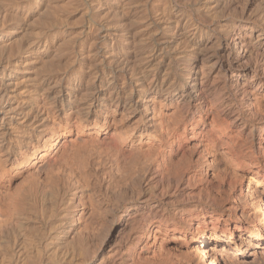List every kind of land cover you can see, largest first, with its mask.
I'll return each mask as SVG.
<instances>
[{
  "label": "rangeland",
  "instance_id": "rangeland-1",
  "mask_svg": "<svg viewBox=\"0 0 264 264\" xmlns=\"http://www.w3.org/2000/svg\"><path fill=\"white\" fill-rule=\"evenodd\" d=\"M0 90V264H163L149 209L168 219L164 264L264 259V106L245 102L264 105V0H0ZM178 134L184 186L140 185L118 158ZM202 188L219 198L193 210Z\"/></svg>",
  "mask_w": 264,
  "mask_h": 264
},
{
  "label": "bare ground",
  "instance_id": "bare-ground-1",
  "mask_svg": "<svg viewBox=\"0 0 264 264\" xmlns=\"http://www.w3.org/2000/svg\"><path fill=\"white\" fill-rule=\"evenodd\" d=\"M31 4H32V2H31ZM161 4V3H160ZM163 5H164V2H163ZM169 6V5H168ZM160 10V9H159ZM163 10V9H162ZM164 13V12H163ZM162 13V14H163ZM197 28V27H196ZM236 33V32H235ZM242 42H244L243 43V46L245 45L246 46V43H245V41H244V39L242 40ZM242 42H240L241 44H242ZM238 43V42H237ZM246 48V47H245ZM245 50H247V49H245ZM248 51V50H247ZM256 55H258L259 56V54L257 53ZM262 55V54H261ZM191 60V59H190ZM189 65V66H188ZM194 65H196L195 64V61H191L189 64H187V70H186V73H185V76H186V74H187V76H186V78L188 77V81H191V83H192V86H191V92H193V94L191 93V96H192V98H193V100L195 99L196 101H198V103H199V106H200V111H203L204 110V107H206L207 108V105L209 104V103H211L212 101H213V99H212V97L206 92V90H205V86L206 85H204L203 84V82H199L198 81V78H197V70L198 69H196L197 67H194ZM185 69H186V67H185ZM184 71V70H183ZM154 77V76H153ZM154 79V78H153ZM137 84V83H136ZM158 84V83H157ZM138 85V84H137ZM145 84H143L142 82L139 84V86H142V89L144 88L143 86H144ZM161 85V84H160ZM184 85V84H183ZM146 86V85H145ZM150 86H153V84L151 85L150 84ZM155 86V85H154ZM159 87V86H158ZM258 87V86H257ZM115 88V87H114ZM154 88V87H153ZM157 89V88H156ZM114 91V90H113ZM122 91V90H121ZM133 91H134V89H133ZM243 93L246 95V94H248V91H247V88L245 87V88H243ZM116 92H118V94H122V92H119V89H117V91ZM133 93V92H132ZM8 93L6 92V91H4L3 92V90L1 91L0 90V112H1V108H3L4 107V105H5V102H9L10 101V99H8V100H6V95H7ZM121 94H120V96H121ZM16 101V100H15ZM18 102H20V101H18ZM246 103H247V105H249L250 107V113H253V115H255V114H259L260 112H261V110H263L262 109V106H264V105H261V103H257V104H255L254 103V101L253 100H251V98L250 97H248L247 99H246V101H245ZM7 104V103H6ZM18 104H17V102H16V106H17ZM213 105V104H212ZM216 107V106H215ZM217 109V108H216ZM261 109V110H260ZM14 110V113L16 112L15 111V108L13 109ZM17 110V109H16ZM19 110V109H18ZM218 110V109H217ZM18 112V111H17ZM194 112V111H193ZM212 112H214V111H212ZM220 112V111H219ZM18 113H20V112H18ZM17 113V114H18ZM217 113V112H216ZM10 114H12V113H10ZM260 118V117H259ZM17 118H16V115L14 114V115H12V116H10V120H11V123H13L12 122V120H16ZM262 119V118H261ZM2 120H3V118H2ZM19 120H21V118L20 119H18V120H16V122L17 123H22L23 121H19ZM4 121H6V120H3L2 121V124H1V126L3 127V125H4ZM264 122V121H263ZM260 123V125H258L259 126V128H264V123ZM213 125V124H212ZM222 125V124H221ZM2 127H0V129H2ZM215 127V126H214ZM214 127H212V128H214ZM220 127V126H219ZM223 127V126H222ZM225 127V126H224ZM13 129V128H12ZM224 129V128H223ZM226 129V128H225ZM225 129H224V131H225ZM215 130V129H214ZM221 131V130H220ZM223 131V130H222ZM222 131L220 132V133H222ZM7 131H4V132H1L2 134H5ZM12 132V131H11ZM217 133V132H216ZM225 133V132H224ZM229 133V132H228ZM12 134H13V132H12ZM11 134V135H12ZM214 134V133H213ZM226 134V133H225ZM230 134V133H229ZM215 135V134H214ZM219 135H221V134H216V136H219ZM227 135V134H226ZM231 135V134H230ZM229 135V136H230ZM225 136V135H224ZM228 136V137H229ZM215 137V136H214ZM226 137V136H225ZM18 138V137H17ZM222 138V137H221ZM230 138V137H229ZM234 138V137H233ZM248 138V137H247ZM246 138V139H247ZM223 139V138H222ZM228 139V138H227ZM235 139V138H234ZM187 140H188V138L184 135V134H178V135H176L175 136V139L172 141V142H169L168 144V146H169V148H164V147H158V149H156L154 152L153 151H150V152H146L145 153V151H144V153H139V152H136V153H134L133 151H132V153H129V154H131L130 156H128L129 154H125V153H123V152H121L120 154H118V158H120L121 159V163H124V164H126V163H128L129 164V161L130 162H132V175L134 174L135 176H136V178L135 179H137L136 181L138 182V183H140V185L142 184V182L143 181H145V180H147L148 178L150 179V178H154V180H156L158 183H164L165 181H167V182H169V183H171V186L173 187V188H177V187H179V186H181V185H183V182H184V174H185V168H186V166H188L189 165V163H191L189 160L188 161H186V162H184L187 158H186V156H187V148H188V144H187ZM213 140H215V139H213ZM229 140V139H228ZM227 140V141H228ZM235 140H237V138L235 139ZM252 139H250V141H251ZM15 141V140H14ZM17 141V140H16ZM171 141V140H170ZM211 141V140H210ZM221 142H222V140H221ZM252 142V141H251ZM196 143V142H195ZM236 143V142H235ZM214 144V143H213ZM232 145V144H231ZM65 146H67V143L66 142H62V144H61V147H65ZM227 146V145H226ZM228 146H229V144H228ZM248 146H250V149H251V147H252V143L250 144L249 143V145ZM61 147H59V149L57 150V151H59V150H61L62 148ZM242 147V146H241ZM156 148V147H155ZM190 148V147H189ZM188 148V149H189ZM229 148V147H228ZM236 148H238L237 147V144H233L232 145V151L234 152L235 150H236ZM249 148V147H248ZM151 149H152V147H151ZM154 149V148H153ZM230 149V148H229ZM239 150V149H238ZM242 150V149H241ZM254 150V149H253ZM253 150L251 149L250 151H252L253 152ZM56 151V152H57ZM147 151H149V150H147ZM119 152V151H118ZM236 152H238V151H236ZM251 152V153H252ZM139 153V154H138ZM235 153V152H234ZM239 154H241V158L240 159H242V161H243V164L245 165H248V166H251L253 163H256V159H254V157L252 156L253 154H248L247 152L246 153H240V152H238ZM233 154V153H232ZM236 154V153H235ZM238 154V155H239ZM156 155V156H155ZM238 155H236L237 157H238V159H239V156ZM207 156V155H206ZM186 158V159H185ZM133 159V160H132ZM258 159V158H257ZM132 160V161H131ZM260 160V159H259ZM55 161V159L54 158H50V159H48L47 161H46V163L49 165V164H51V163H53ZM126 162V163H125ZM241 162V161H240ZM260 163V162H259ZM124 164H122V165H124ZM127 164V165H128ZM252 167V166H251ZM184 168V169H183ZM191 168H193V167H191ZM187 169V168H186ZM188 169H189V167H188ZM208 169V168H207ZM192 170V169H191ZM142 172V173H141ZM189 172V171H188ZM197 174H194V177H195V179L197 180V181H200V182H202V180L203 179H208V178H206V176L202 173V171H201V169L200 170H198L197 172H196ZM149 176H151V177H149ZM132 178V177H131ZM186 178V177H185ZM134 179V178H133ZM219 179H221V178H219ZM218 179V180H219ZM150 180H152V179H150ZM165 180V181H164ZM209 181H210V179H208ZM223 180V179H222ZM149 181V180H148ZM155 181V182H156ZM205 181V180H204ZM241 178H239L238 177V179H236L235 180V183H238V184H241ZM147 182V181H146ZM151 182H153V180L151 181ZM187 182V181H186ZM191 182V181H190ZM196 182V181H195ZM133 183V182H132ZM203 183V182H202ZM208 183V182H207ZM204 184V183H203ZM222 184V183H221ZM139 185V186H140ZM185 185V184H184ZM183 185V186H184ZM187 185V184H186ZM223 185V184H222ZM154 186V185H153ZM206 186V185H205ZM141 187V186H140ZM150 187V186H149ZM159 187V186H158ZM203 187V186H202ZM209 189L211 188L212 189V187H214V186H212V187H209V186H207ZM216 188L218 187V186H215ZM214 187V188H215ZM136 188L138 189V194L140 193L141 194V192L143 191V188H139V187H135V189H133V191L134 190H136ZM162 188V187H161ZM206 189V192L207 191H209V189ZM216 188H215V190H216ZM170 189H171V187H170ZM179 189V188H178ZM203 190H205L204 188H202ZM222 188H220V186L217 188V192H216V194L217 195H219L220 193H221V190ZM163 190V189H162ZM174 190V189H173ZM202 190V191H203ZM212 190H214V189H212ZM137 191V190H136ZM152 192V191H151ZM210 192H211V190H210ZM210 192H207V195H201V197H202V200L199 202V203H197L196 205H195V207L196 208H193V210H197V208L199 207V206H201L202 205V201L203 202H205V201H209V202H213V200L215 201H217L218 199L216 198V197H218V196H216V194L214 193L215 191H212L211 193L213 194L214 193V195H215V197L213 198V196L214 195H212ZM203 193H205V192H203ZM182 195L184 194V193H181ZM190 196V195H189ZM193 196V195H192ZM221 196V195H220ZM185 197V196H184ZM200 197V196H199ZM223 197V196H222ZM153 198V197H152ZM219 198V197H218ZM138 201V200H137ZM197 202V201H196ZM190 204V203H189ZM136 205H137V203H136ZM214 205V204H213ZM219 207V206H218ZM153 209V208H152ZM185 209V208H184ZM187 209V208H186ZM201 211V213L203 214V213H205V211H206V209L205 208H201L200 209ZM150 213H148V212H146V213H148V214H151L152 216H153V220H152V223L150 224V228H148L149 230H150V233H149V237H151V236H153V238H154V242H157V247H159V248H157V250H158V252L156 251V252H154V253H158L159 255V257H158V259L159 260H154V262L155 261H160V262H162L163 264H164V239H166V238H164V231L166 232L167 230H164V224H168V222H167V220L168 219H166V220H164V214H162V215H160V214H158L157 212H155V210L153 211V210H151L150 211V209L148 210ZM1 212H2V207H0V215H1ZM135 212H138V209H136L135 210ZM135 212H133V213H135ZM3 214V213H2ZM174 214V213H173ZM171 220V219H170ZM139 223H140V220L138 221ZM167 229V228H166ZM141 230V229H140ZM142 234V233H141ZM180 238V236L178 237V238H176V239H179ZM201 238H203V235L201 236ZM181 239V238H180ZM179 239V240H180ZM139 240V239H138ZM202 240V239H201ZM136 241V240H135ZM153 242V241H152ZM146 244V243H145ZM154 245H156V244H154ZM142 247H140L139 249H144V247L146 246H144L143 244L141 245ZM148 246V245H147ZM147 248V247H146ZM145 248V249H146ZM151 248V247H150ZM171 249V248H170ZM169 249V247L167 248V250H166V248H165V251H167V253L169 252V253H171V250ZM137 251V250H136ZM142 251V250H141ZM160 251V252H159ZM138 255V256H137ZM137 255H135L134 257H133V263L134 264H137V262L138 261H140V256H141V253H138ZM167 255V254H166ZM204 255V254H203ZM143 256V255H142ZM141 256V257H142ZM156 256V255H155ZM170 256V255H169ZM205 256V255H204ZM139 257V258H138ZM146 257V256H145ZM169 258V257H168ZM171 258V257H170ZM139 259V260H138ZM153 259V258H152ZM144 260V259H143ZM168 261H170V260H168ZM153 262V261H152ZM140 263V262H139ZM151 263V262H150ZM243 263V262H242ZM129 264V263H128ZM141 264V263H140ZM155 264V263H154ZM160 264V263H159ZM172 264V263H171ZM210 264H216V262H215V260H213V259H210ZM243 264H264V259H262L261 258V260L259 261V262H253V263H243Z\"/></svg>",
  "mask_w": 264,
  "mask_h": 264
}]
</instances>
